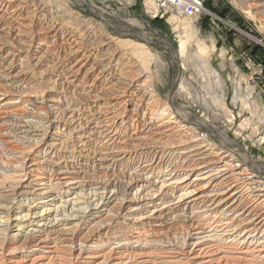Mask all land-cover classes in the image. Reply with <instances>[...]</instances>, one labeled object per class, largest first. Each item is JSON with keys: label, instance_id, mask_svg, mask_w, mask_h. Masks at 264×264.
<instances>
[{"label": "bare ground", "instance_id": "1", "mask_svg": "<svg viewBox=\"0 0 264 264\" xmlns=\"http://www.w3.org/2000/svg\"><path fill=\"white\" fill-rule=\"evenodd\" d=\"M175 1L145 4L206 10ZM49 9L0 0V264H264L261 173L160 101L127 40Z\"/></svg>", "mask_w": 264, "mask_h": 264}, {"label": "rangeland", "instance_id": "2", "mask_svg": "<svg viewBox=\"0 0 264 264\" xmlns=\"http://www.w3.org/2000/svg\"><path fill=\"white\" fill-rule=\"evenodd\" d=\"M45 1L70 28L127 40L159 100L264 177V25L242 0H205L204 12L180 19L153 17L146 0Z\"/></svg>", "mask_w": 264, "mask_h": 264}, {"label": "built area", "instance_id": "3", "mask_svg": "<svg viewBox=\"0 0 264 264\" xmlns=\"http://www.w3.org/2000/svg\"><path fill=\"white\" fill-rule=\"evenodd\" d=\"M187 3L185 5V7L182 9V13L185 14H198L199 11V7L197 6V0H191L190 2L188 0H185ZM175 4V6L171 7L172 10H175L176 12H180V10H178L176 7L180 5V0H176L175 2H173ZM203 9V8H202ZM201 9V10H202Z\"/></svg>", "mask_w": 264, "mask_h": 264}]
</instances>
